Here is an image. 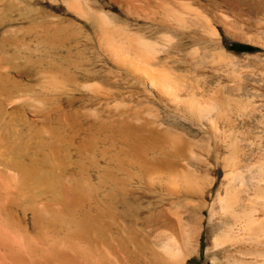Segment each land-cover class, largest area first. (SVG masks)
<instances>
[{
    "label": "rangeland",
    "instance_id": "374dc122",
    "mask_svg": "<svg viewBox=\"0 0 264 264\" xmlns=\"http://www.w3.org/2000/svg\"><path fill=\"white\" fill-rule=\"evenodd\" d=\"M112 1L116 9L106 11L131 21L117 10L119 1ZM235 1L237 6L227 14L236 15V24H227V32L222 31L230 60L225 78L231 93L235 88L238 98L252 99L255 106L251 121L245 110L236 126L242 131L241 147L254 162L264 153V0ZM57 19L72 21L71 35L50 54L42 46V32ZM92 33L86 23L59 10L52 0H0V264H224L228 258L239 257L229 245L207 251L208 240L232 222L218 215L213 202L224 180L222 163L208 164L220 169V174L212 176L203 162L194 160L203 174L200 189L191 193L182 187L173 192L166 184V170L159 168V151L150 150L137 159L131 144L135 141L124 142L116 123L126 120L127 129L137 131L151 119L149 112L164 125L200 140V148L212 140L169 113L140 82L114 65ZM50 62L67 67L74 82L58 91L48 88L54 70ZM185 67L177 70L195 75ZM92 83L100 90H88ZM248 136L254 138V148L247 145ZM247 160L243 158V167L250 165ZM42 172L50 178L48 173L56 175L51 179L53 187L38 181ZM253 180H248L250 187L264 186ZM54 192L62 193L61 197ZM60 210L69 212L63 215L76 222L82 217L88 222L81 220L85 227L77 231L74 225L50 223L51 212ZM176 215L183 220L179 222ZM257 216L263 215L258 212ZM170 233L178 240L174 242L181 243L174 246L182 247L184 256L174 263L160 249ZM185 239L197 241V247L192 248L196 243L183 245Z\"/></svg>",
    "mask_w": 264,
    "mask_h": 264
},
{
    "label": "bare ground",
    "instance_id": "6f19581e",
    "mask_svg": "<svg viewBox=\"0 0 264 264\" xmlns=\"http://www.w3.org/2000/svg\"><path fill=\"white\" fill-rule=\"evenodd\" d=\"M52 1L56 3L59 10H64L73 19L86 23L94 32L92 34H95L98 48L102 50L103 55L119 69L131 75L136 82H140L145 90L150 93H148L149 96L155 97L169 113L195 126L201 135L207 136L212 140L211 142L207 140L209 144L207 143L205 148H200V140H195V138L183 132L164 125L163 122L158 121L156 114L149 112L147 114L151 119L143 122L137 131L129 130V126L127 129L126 124L128 123H126V120L125 122L116 123L117 126L114 123V125L112 124L113 129L116 126V130L123 136L121 138L125 139L124 142L135 141L131 142V144L134 145L137 159H142L150 150L159 151L160 159H162L159 168L162 167L166 170L164 173L167 174L166 184L171 191L174 190L173 192L182 187V189L191 193L200 189L198 181L202 180L203 174L201 175L198 169L200 166L197 167L192 163L194 160H197L198 163L200 161L203 162L207 167L206 171L211 172L212 176L220 174V169L212 168L208 164L210 162L222 163V178L224 180L220 184L221 187L214 193L213 202L218 206V215L230 219L232 222L222 228L212 239L208 240L207 251H215L221 248L222 245H225V247L229 245L234 251L239 253V257L233 256L230 260L228 258V261L224 264H264V186L257 183L258 185L252 188L248 183V180L254 181L253 179H256L259 183H264V153L262 152L263 155L259 154L261 159L252 162V159L255 158L249 157L248 153L250 152H247L246 148L241 147L239 137L242 131H239L236 127L238 118L245 117V110L248 113L246 115L248 121H251L255 106L252 99L244 102L241 100L243 98H238L235 88L231 93L230 81L228 82L225 78L227 66L230 67V60H228L229 54H226L227 52L224 51L222 45V31L227 32V24H230L229 26L236 24V21H234V16L236 15L231 17L230 14H227L228 9H234L237 6L236 1H116V3L118 2L117 10L119 13L124 15L126 19L130 18L131 21H122L118 16L106 11V8L116 9L111 4L114 2L112 0H105L106 2H102L103 0ZM132 19L140 23H132L134 22ZM60 21H54L50 25L51 27L48 25V27L43 28V40L41 43L44 46L43 48L49 51L50 54L59 48L71 35L68 27L71 26L70 22L72 21ZM199 48H202V52ZM49 65L53 66L54 70L49 78L48 88L58 91L64 89L69 82H74L72 80V72L67 67L56 65L52 62ZM184 65H186V69H192L195 75L188 76L187 73L181 72L183 70H177ZM228 71H230V68ZM234 73L233 76L236 75V72ZM238 76L240 77L241 75ZM235 78L237 79V77ZM235 82L237 81L235 80ZM239 83H241V80ZM85 84L84 82L81 86L86 87ZM87 87L89 89H86L93 92L100 90V86L96 83L88 84ZM145 90L143 92L147 94ZM251 95L253 94L251 93ZM36 106L38 105L36 104ZM246 125H248L247 122ZM105 127L111 129L109 128L110 125ZM203 138L200 137L199 139ZM247 141L250 144H247L249 148L255 142L252 136H248ZM244 157L249 159L247 161H249L250 165L243 167L241 163ZM143 162L146 163L148 160ZM148 164L146 166L149 167ZM255 165L256 168H253ZM156 166L154 165V168L158 167ZM163 169H161V172H164L162 171ZM152 170L150 169V171ZM46 173L42 172L38 181L43 182L42 184L46 182L47 186L50 187L53 185V180L51 181V179L55 174L52 176V173H48L51 176L50 178ZM154 174L159 175V173L155 172ZM34 175L36 176V174ZM23 177L25 178L24 174ZM34 179L36 178L34 177ZM54 183H57V180ZM38 186L40 187V184ZM222 187L223 192H221ZM59 189L60 184L57 186L58 191ZM58 193L55 194L57 195ZM60 194L59 196L61 197ZM200 194L203 195L202 193ZM59 196L57 195V197ZM59 212V214L51 212V216L49 213L50 219L48 221L50 223L66 224V226L74 225L76 229L73 226V231L85 227V223L81 222V220L86 217H82L80 220L77 218L79 221L76 222L70 216H64L69 214V212L65 213L61 210ZM258 212L262 213L263 216L261 218L257 216ZM176 217L179 222L183 220L181 215H176ZM182 228L184 229V227ZM172 235L171 233L169 234L166 242L162 243L161 241L160 249L169 261L171 259L174 263L181 260L180 258L184 256L180 254L182 247L174 246V243H176L174 241L178 242V240H175L176 237L174 238ZM191 240L185 239L184 243L182 240V244L189 243L190 245L192 242L189 241ZM195 240L197 239L195 238ZM178 245L181 246V243ZM194 246L197 247V243L192 248H195ZM184 247L185 250H188L187 246ZM240 254L245 255V257L240 256Z\"/></svg>",
    "mask_w": 264,
    "mask_h": 264
}]
</instances>
